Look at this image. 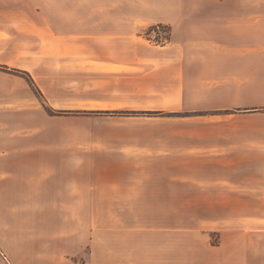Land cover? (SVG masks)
<instances>
[{
	"label": "crops",
	"instance_id": "obj_1",
	"mask_svg": "<svg viewBox=\"0 0 264 264\" xmlns=\"http://www.w3.org/2000/svg\"><path fill=\"white\" fill-rule=\"evenodd\" d=\"M238 13L237 0H0V181L118 201L56 209L55 239L26 264H264V47L247 46L254 15ZM63 93L85 105L56 107Z\"/></svg>",
	"mask_w": 264,
	"mask_h": 264
},
{
	"label": "rangeland",
	"instance_id": "obj_2",
	"mask_svg": "<svg viewBox=\"0 0 264 264\" xmlns=\"http://www.w3.org/2000/svg\"><path fill=\"white\" fill-rule=\"evenodd\" d=\"M247 1L249 2L250 0H237L239 15H246L251 11L254 15L253 19L247 18L250 27L252 26V30L250 28L248 31L249 44L247 46L264 47V0H253L254 4L252 6L249 3L247 4ZM251 19L253 20V24L251 23ZM241 21L243 22L245 19L239 18V22ZM244 25L238 24V46H246L245 42L240 40V37L243 36ZM151 29L147 31V34L153 35L155 41L161 42L164 40L167 29L161 30L159 34H153ZM0 69L2 68L0 67ZM9 72L20 75L28 80L22 71L9 70ZM35 94L42 100V94L41 97L36 91ZM259 94L260 88L255 89L253 98L258 97ZM80 96L63 93L61 96L62 102L61 104L57 103L56 107L67 109L84 106L85 104L81 102L84 97ZM46 110L49 114L55 115V111L48 104ZM62 121L63 126H69L67 120H63L62 118ZM29 195L32 194L24 192L21 184L8 183L4 180L0 181V264H26L30 260L28 259L30 255L35 253L37 256L39 246L42 245L41 241L55 239L54 233L48 232L46 224H49L48 227L51 228L63 218L60 215H54L56 209L91 206V201L33 199L28 198ZM117 202L93 201L91 207H113L117 206Z\"/></svg>",
	"mask_w": 264,
	"mask_h": 264
},
{
	"label": "trees",
	"instance_id": "obj_3",
	"mask_svg": "<svg viewBox=\"0 0 264 264\" xmlns=\"http://www.w3.org/2000/svg\"><path fill=\"white\" fill-rule=\"evenodd\" d=\"M165 29H167V27L166 26H163ZM2 69L4 68V69H6L5 67H1ZM21 72V71H20ZM26 77H27V79L30 81V83H31V85L33 86V88H34V90L37 92V94L41 97V92L39 91V89H37V87L35 86V84H34V82H33V80H32V78H31V76L28 74V73H26V72H22ZM111 112H113V113H116V112H121V113H123L122 111H111ZM62 113H66V112H62V111H59V112H55V114H62Z\"/></svg>",
	"mask_w": 264,
	"mask_h": 264
},
{
	"label": "built area",
	"instance_id": "obj_4",
	"mask_svg": "<svg viewBox=\"0 0 264 264\" xmlns=\"http://www.w3.org/2000/svg\"><path fill=\"white\" fill-rule=\"evenodd\" d=\"M165 28L162 25H155L152 27L151 32L153 34H159L161 30H164Z\"/></svg>",
	"mask_w": 264,
	"mask_h": 264
}]
</instances>
